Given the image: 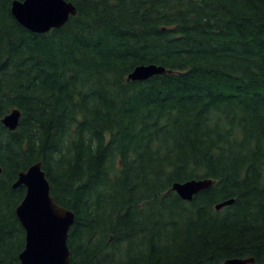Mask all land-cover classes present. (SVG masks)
Masks as SVG:
<instances>
[{
  "label": "trees",
  "instance_id": "obj_1",
  "mask_svg": "<svg viewBox=\"0 0 264 264\" xmlns=\"http://www.w3.org/2000/svg\"><path fill=\"white\" fill-rule=\"evenodd\" d=\"M14 1L0 0V264H21L13 185L38 161L76 216L71 264H264V0H67L77 14L45 34ZM142 65L169 72L128 81ZM205 179L190 202L172 189Z\"/></svg>",
  "mask_w": 264,
  "mask_h": 264
},
{
  "label": "water",
  "instance_id": "obj_2",
  "mask_svg": "<svg viewBox=\"0 0 264 264\" xmlns=\"http://www.w3.org/2000/svg\"><path fill=\"white\" fill-rule=\"evenodd\" d=\"M11 12L17 22L28 31L45 34L63 27L71 16L77 14L74 4L67 0H15ZM163 67L142 65L128 76V81L142 82L165 74ZM21 112L11 110L1 123L10 131L19 126ZM1 173V169H0ZM213 185L212 180H191L175 183V191L184 201L193 198ZM25 187L24 199L16 208V215L25 231V248L19 255L21 264H71L68 236L75 223V213L55 203L49 181L41 161L34 163L19 174L13 185L15 189ZM228 200L216 205L219 211L231 205ZM254 258H233L224 264H253Z\"/></svg>",
  "mask_w": 264,
  "mask_h": 264
}]
</instances>
